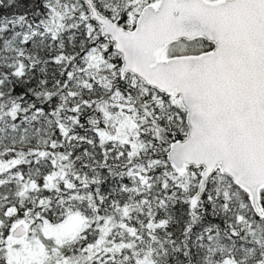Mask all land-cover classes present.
Wrapping results in <instances>:
<instances>
[{"label":"snow or ice","instance_id":"obj_1","mask_svg":"<svg viewBox=\"0 0 264 264\" xmlns=\"http://www.w3.org/2000/svg\"><path fill=\"white\" fill-rule=\"evenodd\" d=\"M0 264H264V0H0Z\"/></svg>","mask_w":264,"mask_h":264}]
</instances>
